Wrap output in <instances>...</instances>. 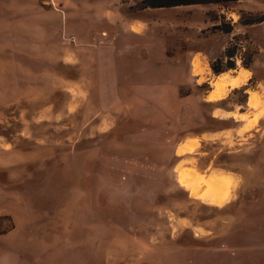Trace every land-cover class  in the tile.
<instances>
[{
	"label": "rangeland",
	"instance_id": "374dc122",
	"mask_svg": "<svg viewBox=\"0 0 264 264\" xmlns=\"http://www.w3.org/2000/svg\"><path fill=\"white\" fill-rule=\"evenodd\" d=\"M61 4L0 0V218L14 224L0 235V264H219L236 247L235 203L264 201V113L248 106L250 94L264 104V21L249 25L264 19V0L143 16L168 52L193 51L196 96L213 92L218 76L249 75L222 100L202 101L176 133L160 117L140 131L112 108L97 52L60 33ZM184 145L192 150L177 156ZM175 169L200 178L199 192L229 175L225 203L197 200ZM9 226L0 220V232Z\"/></svg>",
	"mask_w": 264,
	"mask_h": 264
},
{
	"label": "crops",
	"instance_id": "0c3cea01",
	"mask_svg": "<svg viewBox=\"0 0 264 264\" xmlns=\"http://www.w3.org/2000/svg\"><path fill=\"white\" fill-rule=\"evenodd\" d=\"M139 1L61 0L60 33L65 40L71 38L74 46L87 44L97 52L99 67L108 69L114 86L112 108L121 109L129 124H137L141 131L160 117L164 128L176 133L178 127L186 129L208 95L200 98L192 93L187 61L193 51L168 52L166 35L153 32V22L143 19L148 11L158 9L137 11L134 17L126 13ZM83 29L90 31V43H84ZM235 207L236 247L228 258H220L219 264H264V201L255 206L241 201Z\"/></svg>",
	"mask_w": 264,
	"mask_h": 264
},
{
	"label": "bare ground",
	"instance_id": "6f19581e",
	"mask_svg": "<svg viewBox=\"0 0 264 264\" xmlns=\"http://www.w3.org/2000/svg\"><path fill=\"white\" fill-rule=\"evenodd\" d=\"M192 67L195 68V71L198 70L197 64L194 62ZM248 76L249 75L246 71H244L243 75L239 78L226 79L225 77L218 76L217 81L213 84L211 83L214 87V91L207 96L206 100L208 102H217L222 100L225 96L226 88H230L231 90L239 88L242 81H244ZM260 98L257 95L250 94L248 98V106L253 109L261 108L259 115H262V113H264V104L261 102ZM233 116V118H235V120H237L238 122H243L246 120V117L242 114ZM255 118L258 119L259 117ZM254 120L252 121V123H254ZM251 127L252 124L248 125L245 130H249ZM191 150V146L184 145L177 152V156H182L186 153H189ZM175 172L177 173V182L179 186L189 192L190 195H194L197 200L201 201L204 204H209L216 207H219L225 203L226 197L224 198L223 195L226 192V189L229 188L228 185L231 178L229 175L218 174L217 176H211L207 180H204V182L202 181L205 188H203L204 190L202 192H199L200 188L202 187V185L200 184V178L194 179V176L191 175L192 172L190 170L184 171L175 169ZM191 176L193 179L191 178Z\"/></svg>",
	"mask_w": 264,
	"mask_h": 264
},
{
	"label": "trees",
	"instance_id": "16d2710c",
	"mask_svg": "<svg viewBox=\"0 0 264 264\" xmlns=\"http://www.w3.org/2000/svg\"><path fill=\"white\" fill-rule=\"evenodd\" d=\"M240 1H250V0H142L139 2H136L134 7L136 6L135 10L142 11L147 9H170V8H176V7H183V6H196V5H226V4H234ZM134 10L133 8H128L126 10V13L128 14L130 11ZM264 19L260 20H253V22L249 23V25H255L262 23ZM212 72L214 74H220L222 71L220 68L215 64L212 63L210 66ZM229 69H232V64L228 66ZM6 219L10 221V226L7 230H4L0 232V235H5L12 231L14 229V224L12 223V220L10 217L5 216L3 218H0V220Z\"/></svg>",
	"mask_w": 264,
	"mask_h": 264
},
{
	"label": "built area",
	"instance_id": "2783aa9c",
	"mask_svg": "<svg viewBox=\"0 0 264 264\" xmlns=\"http://www.w3.org/2000/svg\"><path fill=\"white\" fill-rule=\"evenodd\" d=\"M191 67H192V63H191Z\"/></svg>",
	"mask_w": 264,
	"mask_h": 264
}]
</instances>
